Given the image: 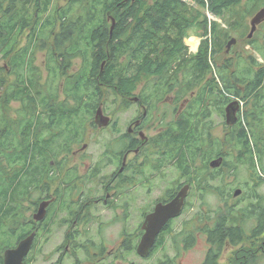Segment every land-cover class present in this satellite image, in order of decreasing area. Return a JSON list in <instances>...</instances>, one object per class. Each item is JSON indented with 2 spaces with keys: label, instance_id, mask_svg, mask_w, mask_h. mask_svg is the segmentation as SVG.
<instances>
[{
  "label": "flooded vegetation",
  "instance_id": "af4514ba",
  "mask_svg": "<svg viewBox=\"0 0 264 264\" xmlns=\"http://www.w3.org/2000/svg\"><path fill=\"white\" fill-rule=\"evenodd\" d=\"M76 58L81 62L80 56L70 60L68 76L78 72L71 71L72 60ZM175 70L173 76L166 78V81H171L169 86L155 77L143 83L138 95L132 99L139 81L134 80L132 87L131 84L126 85V100H131L129 104L134 105L139 114L128 120L125 129L119 119L103 110L104 97L90 111V119L85 124L81 109L48 110L46 113L59 114L63 118L39 128H35L34 123L30 124L27 129L30 131L27 159L24 161L28 187L21 204L18 203L21 190L19 170L24 163L17 156L14 141L21 140L18 136L20 126L16 124L23 111L20 108L12 113L10 109H0V218L2 213L13 212V228L33 230L34 241L24 264L29 262L37 235L43 237L47 246L45 260L48 264H135L129 261L131 255L140 264L150 263L156 255L159 258L154 264H179L180 257L194 249L198 239L206 245L200 261V264H205L209 250L216 240L219 241L210 236L218 221L235 234L220 240L215 264H220L226 248H236L228 264H257L264 256V227L259 228L264 213V192L254 188L247 194L243 190L234 198L233 191L229 199L233 197L235 202L229 205L226 202L228 198L224 199L225 186L211 185L216 179L223 183L227 170L224 152L226 132L239 127L240 104L232 102L234 104L227 116L225 94L215 90L211 98L206 92H192L193 88L199 89L194 87L193 78L186 79L184 84L189 89V97L186 98L188 94L177 92L179 81L185 79L174 76ZM60 96V101H66L65 95ZM68 101L69 104L74 103L70 97ZM4 114L10 115L15 123L2 127ZM214 115L219 118L225 133L221 140L212 136L220 126L214 125ZM28 119L29 123L34 121L32 116ZM89 128L95 129L99 140L105 132L110 134V140L98 141L101 143L95 145L97 150L86 158L83 157L86 146L82 143ZM9 130L17 134L13 141ZM185 131L187 150L180 151L178 136ZM9 136L11 147L10 141H3ZM220 159L219 166H212ZM84 166L87 171L82 173ZM182 191L185 195L178 216L168 219L147 255L139 256L137 249L145 234L146 217L157 206L173 203ZM192 191L200 197L209 191L215 192L223 200L225 213L217 211L211 217V210L203 208V216L196 214L177 225L179 231L173 230L175 222L187 210ZM151 195L152 200L148 201ZM136 196L143 199H137L140 201L137 231L130 234L126 233V218L130 212V199ZM41 204L44 205V216L37 221L35 216ZM30 211L35 214L28 218ZM114 226L120 228L116 231L117 236L111 231ZM53 239H57L54 245ZM167 245L173 253H167Z\"/></svg>",
  "mask_w": 264,
  "mask_h": 264
},
{
  "label": "trees",
  "instance_id": "16d2710c",
  "mask_svg": "<svg viewBox=\"0 0 264 264\" xmlns=\"http://www.w3.org/2000/svg\"><path fill=\"white\" fill-rule=\"evenodd\" d=\"M193 1L222 20L227 29L216 22L208 26L206 17L202 22H198V17L189 20L183 0H0V55L6 60V67L0 68L4 74L0 77V88L4 89L0 109L18 102L23 111L16 124L20 126L21 140H15L16 132L9 130L12 141L15 140L17 156L24 163L19 170V204L25 199L28 187L24 161L30 124L34 123L35 128L53 124V120L63 117L46 111L66 109H81L85 124L90 119V111L103 98L102 88L125 95L126 85L132 87L134 80L148 77H159L169 86L171 81L166 78L174 68V76L193 78L194 87L211 98L216 90L225 94L228 105L234 101L243 103L245 111L239 127L231 129L229 143L237 151V162L248 165L252 181L259 186L256 168L263 169L264 157V69L251 56L248 58L251 64L247 65L241 57L235 66L231 59L219 65L218 59L233 33L253 47L264 61V22L259 26V30H263L260 46L257 32L247 39V19L264 7V0ZM196 25L202 26L206 39L201 41L198 53L190 58L186 57L183 40ZM24 34L26 42L20 46ZM45 48L48 76L42 82L33 57L37 49ZM78 56L81 68L68 76L70 60ZM243 63L245 65L240 66ZM257 66L259 69L255 71ZM8 76L14 79L7 81ZM60 92L66 101L59 100ZM68 97L73 99V104H69ZM4 115L2 127L15 123L10 115ZM30 116L34 118L31 123ZM10 136L3 141H10ZM178 145L180 151L187 147L186 131L179 133ZM13 214H1L0 264H3L4 250L33 231L13 228ZM261 227H264V213L260 218ZM234 234L235 231L226 230L221 221L217 222L210 236L219 241L209 250L205 264H215L220 240Z\"/></svg>",
  "mask_w": 264,
  "mask_h": 264
},
{
  "label": "rangeland",
  "instance_id": "374dc122",
  "mask_svg": "<svg viewBox=\"0 0 264 264\" xmlns=\"http://www.w3.org/2000/svg\"><path fill=\"white\" fill-rule=\"evenodd\" d=\"M183 2H185L186 4V10H187V16L189 20H193L194 18L198 17V22H202L203 20H205V17L207 19L208 22V26L210 25L211 22H216L219 25H221V27L226 30V25L223 23L222 20L215 18L211 13H209V11L207 10V8H203L201 5H199L198 3H196L193 0H183ZM252 18L247 19V25L249 27V31H250V21ZM200 25V24H199ZM199 25H196V27L191 28L187 34L186 37L183 40V43L185 44V46L187 47V55L186 57H193L198 53V49H199V45L201 43V41L206 39V36H203V28L202 26L200 27ZM260 26V25H259ZM259 26L257 27V33H256V40H258V45L260 46V44L262 43L263 40H261V35L263 33V30H259ZM210 33V31H209ZM254 33V35H255ZM26 35H23V38L20 42V46H22L26 40H25ZM248 37V36H247ZM232 39L235 40V43L230 45L229 49L227 50V48H224L222 53L219 54V65L224 64L226 59H231V64L233 66H235L238 63V58L241 57L242 59H244L245 64H251V61L249 62V56H251L252 58H254L256 60V62L260 65V68L262 67L264 69V61L263 59L260 57V55L254 51L253 47L247 45L244 43L243 40H240L239 38H237L233 33H230V40ZM248 39V38H247ZM249 40V39H248ZM227 42V43H228ZM227 47V46H226ZM46 55H47V49L45 48L44 50H40L37 49L34 53V57H33V62L34 65L39 69L40 74H41V81L43 82L47 76H48V72L46 70ZM6 60L2 58V56L0 55V68H3L5 66V62ZM72 69L71 71L76 72L79 71L82 65V62H80V60L78 58L73 59L72 60ZM240 64V66L245 65ZM259 69V66L255 67L254 70L257 71ZM175 69H172L170 71V76H173V71ZM69 74V73H68ZM3 72H0V77H3ZM177 76V75H175ZM177 77H183L185 79V81H179L180 83V87H179L177 92H182L184 94H188L186 96V98L189 97V93H187V91L189 89H187L186 87H184V84L186 83V79H190L191 77H184V76H177ZM14 78L8 76L7 81H12ZM153 78H143L140 79L139 82L136 84L137 86L135 87L136 90L134 91V95H132V97L130 99H132L133 97H136L138 95L139 90L142 88V84L146 83V81H149ZM62 87V85H61ZM134 88V87H133ZM102 91L104 92V98H103V110L107 111L108 114L111 115V117L119 119L120 120V124L121 126L125 129L128 120H130V118L134 117L135 115H138V111L136 110V107L134 105H130L129 103H131V100H126V94H122L120 92L111 90V89H104L102 88ZM199 89L193 88L192 92H198ZM174 92V91H173ZM171 92V93H173ZM190 92V91H189ZM4 93V89L0 88V96ZM62 94V92H60V95ZM59 97L61 98L62 96ZM62 99V98H61ZM127 101V102H126ZM130 105V106H126V105ZM240 104V108H241V116L243 115L244 111H245V106L243 105V103H239ZM21 108V104L18 102H13L7 109H10L12 111V113L16 112L17 110H19ZM212 121L214 122V125H220V120L219 118H217L215 115L212 117ZM95 129H91L89 128L87 130L85 139H84V145L82 143V146H86V148L83 150L84 151V156L83 157H88V156H92V154L97 150L95 149V145L99 144L101 142L98 141H107L110 140V134L108 133H102L100 135L101 139L99 140L97 138V136L95 135ZM230 131L231 130H227L226 134H227V145H226V149L224 150V152L226 153V171H225V176L223 178V183H219V180L216 179L215 182H211L212 187L213 186H219V185H223L225 186V198L227 199V204L231 205L235 202V197L229 199L231 197V194H233L232 192L236 191V190H240V191H245L247 194L250 193V189H258L260 193L264 192V157L262 158V167L263 169L260 168H256V174L257 176L260 178V181L258 180V182H260L259 186H255L254 182L252 181L251 178V174L252 171L248 168V165L246 164H240L237 162V151L235 148H233V146L230 145L229 143V135H230ZM224 130H222L221 125L215 129V131L213 132V137L216 139H222L224 136ZM88 163V161H87ZM86 163V165H87ZM86 166H84V168L82 169V173L86 172ZM135 190H139L138 188H136ZM156 193H154L153 195H155ZM153 195H151V198L148 201L152 200ZM135 196V195H133ZM229 196V197H228ZM140 196H136L135 199L134 197H132L130 199V207L128 209L127 212V218H126V233H130V234H136V225H137V221L139 219V214L140 212L137 211L138 208H140V201L137 200ZM141 200L143 199L142 197H140ZM147 201V202H148ZM222 199H219V197L217 196V194L215 192L209 191L207 194L203 195V196H199L197 192L192 191V194L189 198V205L187 207V210L185 211L184 216H182L180 219H178L175 222V226H173V230L179 231L180 227L177 225H180V223L182 224V222L190 219L192 216L199 214V216H203V208H208L211 210V217L214 215V212L217 213V211L219 212H223L225 213V208H224V203L222 202ZM245 203H240V205H243ZM25 205H29L25 204ZM204 205V206H203ZM131 209V210H130ZM218 212V214H220ZM35 214V212L30 211V214H27L28 218H31L33 215ZM217 214V215H218ZM175 228V229H174ZM120 230V228H118L117 226H114L112 228V232H115V236L116 235V231ZM175 232V231H174ZM41 236V235H40ZM38 237V239L35 242V247L33 252L30 254V258H29V262L27 264H48V262H46V252H47V246H45L44 241H43V237ZM57 243V239H53L52 240V245ZM205 242L201 241L200 239H198L197 244L195 245V248L184 253L179 261V264H200L201 259L203 258V254L205 252ZM166 249H169L167 253H173L171 248H169V245L166 246ZM236 250L235 249H230V248H226L223 252V256L222 259L220 261V264H228L230 259H231V254L232 252ZM161 255V254H160ZM171 255V254H168ZM159 256H155V259L150 261V263L147 264H154L156 262V259H158ZM130 262H135V264H140L139 261H136L134 256L131 255L130 256ZM257 264H264V256L261 257L259 259V261L257 262Z\"/></svg>",
  "mask_w": 264,
  "mask_h": 264
},
{
  "label": "water",
  "instance_id": "95a60500",
  "mask_svg": "<svg viewBox=\"0 0 264 264\" xmlns=\"http://www.w3.org/2000/svg\"><path fill=\"white\" fill-rule=\"evenodd\" d=\"M264 22V7L260 9L251 19L250 21V31L248 34V39H251L254 33L257 30V27ZM235 40L232 39L227 44V50L229 49L230 45L234 44ZM234 103H231L227 107V116H229L230 112L229 109L233 106ZM105 122L104 125H106ZM222 159L215 161L212 163V166H219ZM240 194V190H236L234 192V197ZM184 191H182L177 199L168 205L165 206H157L155 211L146 217L144 227L145 234L142 237V240L138 246L137 253L139 256L143 257L147 255L149 249L152 247L153 242L157 234L161 231L165 223L170 218H174L178 216L181 206H182V199L184 197ZM179 199V202L177 200ZM44 216V205L41 204L38 212L35 216L37 221L42 220ZM147 225V226H146ZM34 241V233L27 236L25 239L21 240L18 245L13 249H7L4 251L3 254V264H24V259L27 257L32 244Z\"/></svg>",
  "mask_w": 264,
  "mask_h": 264
}]
</instances>
